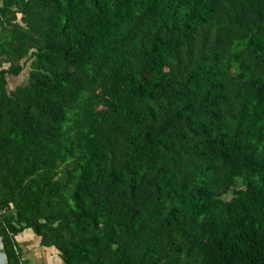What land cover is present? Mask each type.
<instances>
[{
    "label": "trees",
    "instance_id": "trees-1",
    "mask_svg": "<svg viewBox=\"0 0 264 264\" xmlns=\"http://www.w3.org/2000/svg\"><path fill=\"white\" fill-rule=\"evenodd\" d=\"M0 211L7 264L26 230L60 264H264V0H0Z\"/></svg>",
    "mask_w": 264,
    "mask_h": 264
},
{
    "label": "crops",
    "instance_id": "crops-1",
    "mask_svg": "<svg viewBox=\"0 0 264 264\" xmlns=\"http://www.w3.org/2000/svg\"><path fill=\"white\" fill-rule=\"evenodd\" d=\"M16 240H17V242L19 244V248L21 249L22 253L25 255L23 259L28 261L29 264L41 263V261H40L41 259L39 258V253L28 252L27 249H24V247L28 248V244L35 243V245L37 246V249H41L43 251L46 250V252H50V250H53V249H48V248H40L38 246L39 238H37L29 230H26L25 232H23L20 236H18L16 238ZM58 259H59V257H58ZM42 263H43V261H42ZM56 264H59V263H56Z\"/></svg>",
    "mask_w": 264,
    "mask_h": 264
},
{
    "label": "rangeland",
    "instance_id": "rangeland-1",
    "mask_svg": "<svg viewBox=\"0 0 264 264\" xmlns=\"http://www.w3.org/2000/svg\"><path fill=\"white\" fill-rule=\"evenodd\" d=\"M26 75H27V73L24 72L22 74V76H20L19 78L11 79V81H10L11 85H12L11 88L25 82V76ZM24 249H27L28 252L39 253V258L41 259L40 260L41 263H38V264H56V263L60 264L61 263V260L58 259V254L55 251L50 250V252H46V250L43 251L41 249H37V246L35 245V243L28 244V248L24 247ZM42 261H43V263H42Z\"/></svg>",
    "mask_w": 264,
    "mask_h": 264
},
{
    "label": "water",
    "instance_id": "water-1",
    "mask_svg": "<svg viewBox=\"0 0 264 264\" xmlns=\"http://www.w3.org/2000/svg\"><path fill=\"white\" fill-rule=\"evenodd\" d=\"M0 264H7V258L5 253L3 252V243L1 238H0Z\"/></svg>",
    "mask_w": 264,
    "mask_h": 264
},
{
    "label": "built area",
    "instance_id": "built-area-1",
    "mask_svg": "<svg viewBox=\"0 0 264 264\" xmlns=\"http://www.w3.org/2000/svg\"><path fill=\"white\" fill-rule=\"evenodd\" d=\"M2 214V211H0V215Z\"/></svg>",
    "mask_w": 264,
    "mask_h": 264
}]
</instances>
